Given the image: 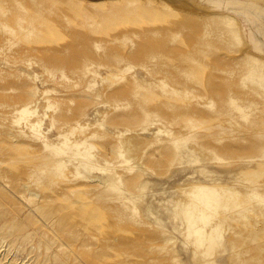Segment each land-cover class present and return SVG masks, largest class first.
<instances>
[{"label":"rangeland","instance_id":"rangeland-1","mask_svg":"<svg viewBox=\"0 0 264 264\" xmlns=\"http://www.w3.org/2000/svg\"><path fill=\"white\" fill-rule=\"evenodd\" d=\"M227 11L0 0V264H264V65Z\"/></svg>","mask_w":264,"mask_h":264},{"label":"bare ground","instance_id":"bare-ground-1","mask_svg":"<svg viewBox=\"0 0 264 264\" xmlns=\"http://www.w3.org/2000/svg\"><path fill=\"white\" fill-rule=\"evenodd\" d=\"M106 1V0H105ZM172 6H176L179 9L190 10L200 15H207L210 13L221 14L224 9H229L228 14L224 15L227 20V24L232 27L233 37H237L238 33L241 34L243 44L249 43V48H246V52L253 55L254 61L262 62L264 65V4L259 1L253 2V0H166ZM264 1V0H263ZM248 18V24L252 26V30L249 27H243L242 22ZM251 18L252 22L249 21ZM252 33V34H251ZM248 49V50H247ZM251 57V56H249ZM79 145V144H78ZM92 149L95 148L93 145ZM133 163L130 161L126 165L129 170H133ZM96 171H99L102 176H93V179H99L103 184H107L109 176L113 173L109 167H101L97 164L93 165Z\"/></svg>","mask_w":264,"mask_h":264}]
</instances>
